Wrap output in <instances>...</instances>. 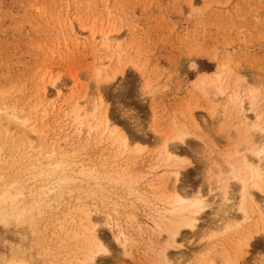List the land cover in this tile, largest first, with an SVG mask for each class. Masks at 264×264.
Masks as SVG:
<instances>
[{"label": "rangeland", "instance_id": "obj_1", "mask_svg": "<svg viewBox=\"0 0 264 264\" xmlns=\"http://www.w3.org/2000/svg\"><path fill=\"white\" fill-rule=\"evenodd\" d=\"M102 32H112L117 54L105 50ZM221 69L225 95L216 101L199 79ZM121 71L111 84L102 82ZM99 89L133 155L122 157L110 142H100L99 133L89 135L75 122L76 104L92 102ZM251 91L263 118H248L252 126L264 125V0H0V115L27 117L38 131L31 137L34 151L27 150L30 128L9 129L8 135L0 118V177L12 179H0V190L12 181L27 185L22 192L30 209L7 227L0 224V256L11 264L20 256L30 264H78L88 252L91 213L109 251L97 264H162L159 255L169 241L162 224L170 209L162 184L174 170L160 151L176 134L187 136L179 155L192 164L178 186L188 196L203 186L209 207L197 229L184 230L178 248L167 253L177 264H197L210 245L232 253L243 235L208 240L221 228L224 212L238 204L239 185L232 183L229 202L211 188L227 162L255 159V147H263L246 148L252 132L232 111V98L245 99ZM60 162L62 170L56 169ZM93 171L108 180L106 188ZM62 178L70 180L69 189ZM255 196L264 212V195ZM228 214L239 216L236 209ZM241 230L261 232L241 264H264V226L253 222ZM122 232L126 249L115 241ZM217 260L222 264L223 258Z\"/></svg>", "mask_w": 264, "mask_h": 264}, {"label": "bare ground", "instance_id": "obj_2", "mask_svg": "<svg viewBox=\"0 0 264 264\" xmlns=\"http://www.w3.org/2000/svg\"><path fill=\"white\" fill-rule=\"evenodd\" d=\"M101 33L102 39H105V50L110 54H117L116 49L112 48L110 43L112 42L110 33ZM97 34V33H95ZM95 36V35H93ZM95 38V37H93ZM105 67L104 63L99 65L97 68V76L101 77L102 69ZM119 74L124 75V71L116 73L113 77L107 78L102 82L112 83L114 82ZM199 79V86L203 89L209 87L213 96L221 101L224 99V90L223 84L225 79L223 77L222 69L217 73H203ZM54 88L57 89V94L61 95L62 89L59 87L57 81H53ZM215 93V94H214ZM217 101V100H216ZM258 96L255 91H251L249 95L243 99L239 95H235L232 100V111H235L242 118V126L247 129V132H252L250 135L251 141L247 145V149L254 146L263 145L262 148H256L254 151L255 159H248L247 157L242 158L241 161L236 164H231L227 162L223 168H221V163H218L219 176L216 179H213V187L211 189H219L223 192V200L228 201L229 192L231 190L232 183H237L239 187V202L237 205H234L229 212H233L234 209L238 212L239 216H234L233 218L228 217V213L224 212V217L221 219L223 224L221 228L218 229V233L210 236L208 243L212 240L217 239V237L227 234L228 236H240L242 238L238 240L235 247L232 250V253L227 252L226 247L222 245H210L202 252L201 258L197 261V264H217L218 260L223 258L222 264H241L244 261V258L249 254L250 247L253 241L257 236L261 234L260 231H249L243 234L245 231L241 230L242 228H249L253 226V222H256L257 226H264V212L259 208L256 201V193L264 195V125H251L250 119L248 118L247 113H252L255 115L258 122L263 118L262 115H257L259 109ZM90 119L87 124H84V120L90 115ZM72 116L75 117V122L79 123L80 127H86L88 134H93L94 132L100 134V142L103 144L106 142L111 143L112 148H116L117 152L121 154L122 157L126 155H133L131 151V143L129 139L117 128L114 127L111 119L108 116V112L105 106V101L103 94L99 89L97 92V98L92 102L81 101L76 104V107L72 113ZM237 116V115H236ZM4 117L9 128L3 130L4 133L10 134L9 129L15 131L17 128H22L28 131L29 135H26V141L23 143V146L30 151H34V142L31 140V137L34 134H38V131L33 127L32 121L25 117L24 119L21 116L16 114H2L0 118ZM80 134L83 131H79ZM257 136V137H256ZM186 135L176 134L172 139V142L165 141V144L160 151V158L165 162L166 168L169 166V171H173V175L162 184V187L165 189V192H168L170 197L167 199L168 206L170 209L166 210V215L163 220L162 226H164V232L168 235L169 241L166 244L165 250L159 255L160 261L162 264H177L175 259L172 256H169L167 251L170 249H177L178 243L177 238L181 235L184 230L195 231L197 229V224L204 211L209 207L206 204V200L202 195L201 186L198 193H194L191 196L187 195V189H180L179 182L180 176L183 171H185L192 164L187 163L179 155L180 147L187 145ZM261 137V138H258ZM135 152L140 153L141 150L139 147L134 149ZM181 152V151H180ZM39 156L43 154V151H39ZM52 154H55L53 152ZM59 165H56V169L62 170L64 163L60 162ZM226 167V168H225ZM92 175L98 180L100 188L104 189L108 186L109 182L107 179L101 176L97 171L91 172ZM170 173V172H169ZM229 174L230 176H224ZM168 175V171L160 177L161 181L164 177ZM159 178V179H160ZM0 179L6 180L11 179V177L5 175L1 176ZM61 184L64 188L69 189L71 182L68 178H62ZM27 185H21L18 182L12 181L7 186V190H0V224L7 227L10 225L12 218L22 219L24 215L29 213L30 209L28 208V202L23 194L22 190L26 188ZM182 194L184 196H182ZM37 206H39L37 204ZM28 211V212H26ZM88 252L85 255L86 257L83 260H78V264H97V259L100 256L108 255L109 251L105 247L103 241L100 239L99 234L96 229V225L92 221V214L88 213ZM105 220V219H104ZM110 219L105 220V225L112 228L114 231L115 225L110 221ZM250 225V226H249ZM118 228V227H117ZM162 230V227H159V231ZM115 241L120 244L124 249L128 245V240L126 235L122 232L119 235H115ZM101 262H103L101 260ZM1 264H11V260L5 254L0 256ZM14 264H30L28 260L16 258Z\"/></svg>", "mask_w": 264, "mask_h": 264}]
</instances>
